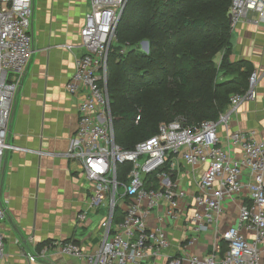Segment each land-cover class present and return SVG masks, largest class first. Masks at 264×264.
Instances as JSON below:
<instances>
[{"label":"built area","instance_id":"built-area-1","mask_svg":"<svg viewBox=\"0 0 264 264\" xmlns=\"http://www.w3.org/2000/svg\"><path fill=\"white\" fill-rule=\"evenodd\" d=\"M128 0H91L80 32L84 52L76 59L74 74L67 81V90L79 97V121L71 146L64 156L77 160L82 175L91 189L89 206L78 218L85 220L90 210L107 209L101 246L85 251L75 242L61 243L62 253L82 259L86 264H143L149 256H157L170 247V239L162 227L149 228L146 219L154 209L166 206L172 218L180 215V200L187 191L175 178L179 158L188 165H207L197 182V194L189 220L198 232L208 229L222 213L224 195L242 200L239 224L230 226L221 235L228 250L221 259L215 253L187 256L189 264H264V140L254 132L235 131L230 137L238 144L243 157L237 159L220 145L219 129L228 126L232 115L247 100L258 96V72H252L245 92L234 93L229 106L218 120H205L188 125L178 116L161 122L159 131L139 142L133 149H124L116 142L114 117L108 90L109 56L117 41L116 29ZM256 11L264 20V0H233L230 14L232 27ZM33 0H0V180L5 150L20 149L6 141L7 127L19 78L34 54L30 19ZM140 116L137 117V120ZM131 164L122 179L121 165ZM248 168L251 180H243ZM220 189L212 193L216 184ZM249 200V201H248ZM123 218L115 222L118 207ZM10 200L0 196V264L6 242L3 221L8 215ZM243 230L253 234L250 239ZM169 264H183L181 259Z\"/></svg>","mask_w":264,"mask_h":264},{"label":"crops","instance_id":"crops-1","mask_svg":"<svg viewBox=\"0 0 264 264\" xmlns=\"http://www.w3.org/2000/svg\"><path fill=\"white\" fill-rule=\"evenodd\" d=\"M90 8L91 0H33L29 29L34 54L19 78L6 137L9 145L20 149L5 150L0 180V196L10 200L3 221L6 249L1 264H86L62 253L60 244L75 242L88 252L101 246L107 209L90 210L85 220L78 218L89 206L91 189L79 162L64 156L79 121V97L72 95L66 85L75 72L77 57L84 52L80 32ZM232 33L230 59L248 64L252 72L259 74L257 98L244 101L229 125L219 129L220 145L241 159L243 152L232 142V132H254L257 140H264V20L256 11H250L232 27ZM206 168L204 164L188 165L179 158L175 178L187 191V197L180 200V216H167L163 205L146 219L149 228L166 230L171 245L163 253L149 256L143 264H169L175 259L189 264L187 256L210 253L221 259L228 250L221 235L239 224L247 192L239 197L224 195L222 213L207 230L198 232L189 216L197 182ZM243 180H251L248 168L243 170ZM219 189L217 183L212 193ZM118 215L121 221L120 206L114 219ZM243 232L253 237L251 232ZM261 252L264 256V245Z\"/></svg>","mask_w":264,"mask_h":264},{"label":"trees","instance_id":"trees-1","mask_svg":"<svg viewBox=\"0 0 264 264\" xmlns=\"http://www.w3.org/2000/svg\"><path fill=\"white\" fill-rule=\"evenodd\" d=\"M232 2L127 1L110 51L108 76L116 142L121 147L133 149L154 136L161 122L178 116L188 125L216 121L231 96L247 90L251 66L230 59ZM143 40L147 53L139 46ZM119 41L130 49L124 50ZM121 169L125 181L131 164ZM115 221H120L119 215Z\"/></svg>","mask_w":264,"mask_h":264},{"label":"rangeland","instance_id":"rangeland-1","mask_svg":"<svg viewBox=\"0 0 264 264\" xmlns=\"http://www.w3.org/2000/svg\"><path fill=\"white\" fill-rule=\"evenodd\" d=\"M145 42H147V41H141L140 42V44H139V46H140V49L143 51V52H148V50H149V46H148V49H147V47H146V45H145ZM119 45L122 47V48H124V50H129L130 49V47L128 46V45H126L124 42H122V41H119ZM110 62H111V60H110ZM119 70H121V69H119ZM109 74H110V68H109ZM112 109V108H111ZM10 116H11V110H10ZM9 122H10V118H9ZM9 122H8V127H9ZM8 127H7V129H8ZM7 132H8V130H7Z\"/></svg>","mask_w":264,"mask_h":264},{"label":"water","instance_id":"water-1","mask_svg":"<svg viewBox=\"0 0 264 264\" xmlns=\"http://www.w3.org/2000/svg\"><path fill=\"white\" fill-rule=\"evenodd\" d=\"M122 17V16H121ZM121 17H120V19H121ZM230 20H231V18H232V15L230 14ZM145 45H146V47H147V49H148V43L147 42H145Z\"/></svg>","mask_w":264,"mask_h":264}]
</instances>
